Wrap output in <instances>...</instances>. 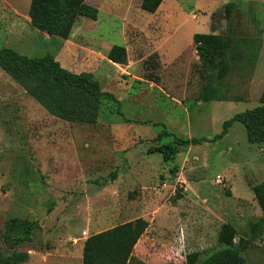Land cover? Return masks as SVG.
Instances as JSON below:
<instances>
[{
  "label": "rangeland",
  "instance_id": "obj_1",
  "mask_svg": "<svg viewBox=\"0 0 264 264\" xmlns=\"http://www.w3.org/2000/svg\"><path fill=\"white\" fill-rule=\"evenodd\" d=\"M231 1L239 7L228 21L224 8ZM89 3L99 9L98 18H78L68 39L30 24L0 25V48L34 57L51 53L74 73L91 72L118 100L103 99L94 122L68 121L50 114L0 67V250L9 254L19 241L33 239L16 247L33 255L23 264H82V238L142 217L149 224L129 264H200L223 247L218 234L227 222L236 229V244L250 242L241 252L245 264H264V230L254 234L251 226L262 210L250 186L264 181V143H250L239 121L229 127V136L213 141L226 120L260 104L264 0H166L155 13L142 9V0ZM177 24L176 48L182 53L164 61L158 32ZM191 33L257 40L255 65L236 68L227 77L229 94L243 100L198 104L207 64ZM146 37L155 43L142 45ZM126 41L129 67L113 69L108 50L127 46ZM167 47L176 54L173 43ZM161 88L170 98L162 97ZM165 130L169 134L158 138ZM176 138L212 141L192 144L169 160L149 152ZM122 139L135 141L131 154L137 171L131 176L123 154L129 147L122 151L117 143ZM145 162L148 170L141 171ZM120 174L125 181L108 187ZM66 177V184L59 182ZM57 199L65 202L55 214H64L60 222L49 216ZM56 228L63 229L64 241L73 235L59 252L53 251L59 246Z\"/></svg>",
  "mask_w": 264,
  "mask_h": 264
},
{
  "label": "trees",
  "instance_id": "obj_2",
  "mask_svg": "<svg viewBox=\"0 0 264 264\" xmlns=\"http://www.w3.org/2000/svg\"><path fill=\"white\" fill-rule=\"evenodd\" d=\"M163 1L142 0L141 7L155 13ZM238 7V1L225 4L224 13L228 21L234 18ZM29 16L32 25L39 31L68 39L78 18L96 20L99 9L87 0H31ZM212 16L215 17V14ZM193 39L199 58L207 64L200 101L243 100L229 94L227 77L236 68L242 70L247 64L255 65L258 58L257 40L225 33H196ZM107 56L115 63L127 64L128 61L127 49L122 45H113ZM0 67L50 114L68 121L94 122L103 99L109 97L118 101L111 92L102 89L100 81L91 72L74 73L63 67L51 53L34 57L10 47H2ZM259 101L258 106L226 120L223 130L214 136L213 141L224 137L229 127L239 121L245 126L250 143H264V89ZM168 134L165 130L157 137ZM204 141L212 140L176 138L174 143L152 146L149 152H160L165 160H169L175 158L183 148ZM250 186L262 210L260 219L251 224L256 234L264 230V181ZM148 224L146 219L139 217L90 235L84 242L82 264H129L132 251ZM235 236V227L229 222L224 223L218 234V242L223 247L212 252L200 264H245L241 252L250 242L241 240L236 244ZM27 241L32 240L19 241L16 247ZM16 247L9 254L0 250V264H23L28 261L30 253L17 251Z\"/></svg>",
  "mask_w": 264,
  "mask_h": 264
},
{
  "label": "crops",
  "instance_id": "obj_3",
  "mask_svg": "<svg viewBox=\"0 0 264 264\" xmlns=\"http://www.w3.org/2000/svg\"><path fill=\"white\" fill-rule=\"evenodd\" d=\"M166 0H164L162 2V4L160 5L159 10H162V8L164 7V3H165ZM29 2L31 4V0H0V25L1 23H3L4 25H8V26H11V27H19V26H22V25H32L31 23V18L29 16V9H30V5H29ZM87 2L89 3V0H87ZM157 11V12H158ZM33 26V25H32ZM180 25L177 24L175 26H172V27H167L166 30L165 28L161 27V30L158 32V38H159V41H160V45L157 44V49H158V53L159 55L161 56V59L162 60H167L169 61L170 59H174L175 57H177L180 53H182L181 51H179L180 49H177V45H178V41L180 40V36L178 35L179 31H180ZM36 29V28H35ZM150 32V31H148ZM146 33V32H145ZM152 33V32H150ZM163 34V35H161ZM194 36V33H191L190 35V38L192 37L193 38ZM173 43V48L171 49V53H176L175 55H172L170 54V51H169V48L167 47L169 43ZM155 42L151 41V37H146L143 39L142 41V45H146V44H154ZM126 49H127V53H128V62H130V55H129V45L127 44V41H126ZM136 45V44H134ZM139 45V44H138ZM139 47V46H138ZM111 49V47H110ZM109 49V50H110ZM147 48H145L146 50ZM108 50V52H109ZM173 50V51H172ZM108 55V53H107ZM196 56V54H195ZM107 62L109 63V65L115 69L117 67H120L122 68L124 71L127 70V67H129L128 63L127 64H120V63H115L113 61H111L108 56L106 58ZM109 76H112V74H108ZM16 83V82H15ZM18 84V83H17ZM19 85V84H18ZM22 87V86H21ZM23 88V87H22ZM24 89V88H23ZM25 90V89H24ZM162 92H160L162 95V97H164V95H166L167 97H169L171 94H169L165 89L161 88L160 89ZM26 92V90H25ZM27 93V92H26ZM187 93V92H186ZM28 94V93H27ZM170 98V97H169ZM198 104H202V101H197ZM226 136H229V129H228V132L227 134L225 135ZM118 145L120 147H122V151H126L123 153L124 154V158L126 161H128V164H126L127 166V169L130 174L129 176L132 175L133 171H137L135 168H134V162L132 161V152H133V149L132 146L133 144H135V141L133 139L129 140V139H122V140H118L117 141ZM190 146H188V148H190ZM149 158H147L148 160ZM144 165V166H143ZM144 167H147V163H142V167L141 168V171H147L148 169L144 168ZM181 171H177V174H179ZM51 175V173L49 174ZM124 174H120L118 176V178H116L114 180L113 183H110V186L108 187H113V189L117 188L118 185H120L121 183V180H124V177L122 176ZM123 177V179H121ZM68 177H66L65 179L63 180H60L59 182H62L63 184H66V181L68 180L67 179ZM178 181H183L181 180V177L178 176ZM115 187V188H114ZM66 188V187H62L60 188L61 190H59L60 192H63L62 190ZM253 199V198H252ZM256 199V198H255ZM57 206L52 209V211L49 212V216H54L56 214V212L58 213V210H59V207L61 206L60 204H64L65 202L62 200V199H57ZM255 201V200H254ZM257 204V202H255ZM258 205V204H257ZM258 211H259V208H258ZM260 214V213H259ZM64 214H61V216H56L58 217L57 218V221L60 222L61 218L63 217ZM262 214L259 215V217H261ZM59 217H61L59 219ZM59 219V220H58ZM48 224V222H46V225ZM45 225V226H46ZM95 226H97V223L95 224ZM62 229V228H61ZM53 229V231L55 232V236H56V241L59 243V246L57 247V249H53L54 252H59L60 249H63L65 250L67 247L65 246V243H66V240H69L73 237L72 234L70 235H67L65 237H67V239H61L62 238V235H63V229ZM102 230H99V231H96L95 233L97 232H100ZM94 234V233H93ZM83 239V244H82V247L84 246V241H85V238H82ZM33 241V239H32ZM32 241H27L25 244H29L31 243ZM74 241L76 242L77 241V238H74ZM24 244V245H25ZM63 247V248H62ZM81 249V248H80ZM34 252H36L35 250H33ZM36 253H39V255L41 256L43 251H40V252H36ZM51 253V252H50ZM53 254V253H51ZM30 257H33L32 254H30Z\"/></svg>",
  "mask_w": 264,
  "mask_h": 264
},
{
  "label": "built area",
  "instance_id": "obj_4",
  "mask_svg": "<svg viewBox=\"0 0 264 264\" xmlns=\"http://www.w3.org/2000/svg\"><path fill=\"white\" fill-rule=\"evenodd\" d=\"M218 181H220L219 178H218ZM85 233H86V232H84V235H85Z\"/></svg>",
  "mask_w": 264,
  "mask_h": 264
}]
</instances>
